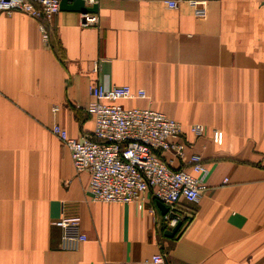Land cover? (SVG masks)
Returning <instances> with one entry per match:
<instances>
[{
    "label": "crops",
    "instance_id": "crops-1",
    "mask_svg": "<svg viewBox=\"0 0 264 264\" xmlns=\"http://www.w3.org/2000/svg\"><path fill=\"white\" fill-rule=\"evenodd\" d=\"M97 15L84 27L60 11L45 41L37 20L0 14V264H141L158 253L169 264H264V2L100 0ZM93 84L145 90L123 104L182 123L186 158L203 157L201 198L183 203L192 218L174 237L151 195L142 209L93 200L89 173L52 132H92ZM67 217L87 236L74 250L55 225Z\"/></svg>",
    "mask_w": 264,
    "mask_h": 264
},
{
    "label": "built area",
    "instance_id": "built-area-1",
    "mask_svg": "<svg viewBox=\"0 0 264 264\" xmlns=\"http://www.w3.org/2000/svg\"><path fill=\"white\" fill-rule=\"evenodd\" d=\"M84 2L92 7L99 5L100 0ZM60 4L61 0H0V14L20 12L37 20L43 39L48 41L47 27L60 13ZM167 4L170 8L178 6L176 1ZM198 14L203 15L204 11L199 10ZM80 21L82 26L92 27L98 24V15L80 14ZM94 70H98L97 65ZM90 93L93 101L88 112L94 123L92 132L74 138L59 124L53 126L52 132L69 150L76 173H89L93 200L137 204L142 209L147 195H151L168 208L165 220L170 227L188 222L192 213L180 212L181 206L196 203L201 198L209 170L201 155L186 158L188 144L183 124L155 109L123 104L147 99L143 89L134 91L128 85L93 84ZM189 131L195 137L205 132L200 124L192 125ZM213 136L217 142L218 132ZM167 153L186 161L188 166L174 168L164 158ZM55 225L63 231V249L74 250L87 241L81 231V218H63ZM141 264L169 263L164 253H158Z\"/></svg>",
    "mask_w": 264,
    "mask_h": 264
},
{
    "label": "water",
    "instance_id": "water-1",
    "mask_svg": "<svg viewBox=\"0 0 264 264\" xmlns=\"http://www.w3.org/2000/svg\"><path fill=\"white\" fill-rule=\"evenodd\" d=\"M60 10L65 12H76L79 14L98 13L99 5L88 7L85 5L84 0H61ZM157 206L161 210L162 214L168 213V208L161 202L157 201ZM182 226V222H179L172 230H166L165 235L172 238L174 237Z\"/></svg>",
    "mask_w": 264,
    "mask_h": 264
},
{
    "label": "rangeland",
    "instance_id": "rangeland-1",
    "mask_svg": "<svg viewBox=\"0 0 264 264\" xmlns=\"http://www.w3.org/2000/svg\"><path fill=\"white\" fill-rule=\"evenodd\" d=\"M16 13V12H15ZM15 13H12V14H4L6 17H11L13 14ZM20 13V12H19ZM23 14V13H22Z\"/></svg>",
    "mask_w": 264,
    "mask_h": 264
}]
</instances>
